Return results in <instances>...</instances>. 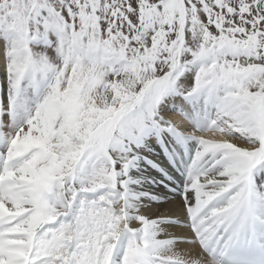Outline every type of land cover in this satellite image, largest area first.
<instances>
[{"label":"snow or ice","instance_id":"1","mask_svg":"<svg viewBox=\"0 0 264 264\" xmlns=\"http://www.w3.org/2000/svg\"><path fill=\"white\" fill-rule=\"evenodd\" d=\"M0 264H264V0H0Z\"/></svg>","mask_w":264,"mask_h":264},{"label":"bare ground","instance_id":"2","mask_svg":"<svg viewBox=\"0 0 264 264\" xmlns=\"http://www.w3.org/2000/svg\"><path fill=\"white\" fill-rule=\"evenodd\" d=\"M173 119L177 123L181 124L182 127H184V128H190V125L187 122H182L181 119H180V117H173ZM168 207H170V206H168ZM156 213H157V210L155 208H153L151 211L145 212V214L148 215V216H155Z\"/></svg>","mask_w":264,"mask_h":264}]
</instances>
